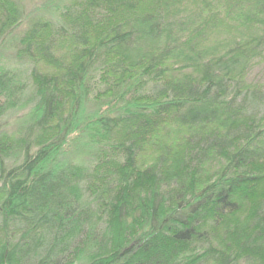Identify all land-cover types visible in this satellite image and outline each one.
Instances as JSON below:
<instances>
[{
	"label": "trees",
	"instance_id": "obj_1",
	"mask_svg": "<svg viewBox=\"0 0 264 264\" xmlns=\"http://www.w3.org/2000/svg\"><path fill=\"white\" fill-rule=\"evenodd\" d=\"M261 65L264 0H0V264H264Z\"/></svg>",
	"mask_w": 264,
	"mask_h": 264
},
{
	"label": "rangeland",
	"instance_id": "obj_2",
	"mask_svg": "<svg viewBox=\"0 0 264 264\" xmlns=\"http://www.w3.org/2000/svg\"><path fill=\"white\" fill-rule=\"evenodd\" d=\"M250 80H253V81H261V82L264 81V65L257 66V67H255L252 70L251 75H250ZM152 160H153L152 153H146V154H144L141 157L140 162L143 165H148L149 163L152 162Z\"/></svg>",
	"mask_w": 264,
	"mask_h": 264
}]
</instances>
